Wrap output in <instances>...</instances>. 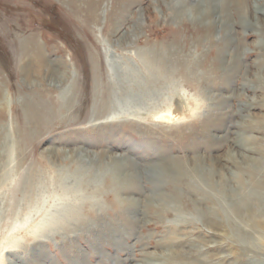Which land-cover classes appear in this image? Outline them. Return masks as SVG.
<instances>
[{
  "label": "rangeland",
  "instance_id": "obj_1",
  "mask_svg": "<svg viewBox=\"0 0 264 264\" xmlns=\"http://www.w3.org/2000/svg\"><path fill=\"white\" fill-rule=\"evenodd\" d=\"M223 2L0 0V264H264V0Z\"/></svg>",
  "mask_w": 264,
  "mask_h": 264
},
{
  "label": "bare ground",
  "instance_id": "obj_2",
  "mask_svg": "<svg viewBox=\"0 0 264 264\" xmlns=\"http://www.w3.org/2000/svg\"><path fill=\"white\" fill-rule=\"evenodd\" d=\"M223 6H226V3L228 1H233V0H223ZM245 2V1H244ZM239 5V4H238ZM240 7V6H239ZM226 8V7H225ZM24 50L23 53L24 55L29 59V61L34 64L37 63L40 65V67L46 66L48 63V58L46 57V54L44 52L43 46L41 44V42L35 37V36H30L27 37L24 40V46H23ZM28 61V60H27ZM33 66L29 63H26L24 66V72L27 76H31ZM55 73H53L54 75ZM60 74V73H59ZM47 75V72H46ZM52 75V74H51ZM50 75V76H51ZM52 75V76H53ZM49 76V75H48ZM61 76V75H60ZM56 78V77H55ZM60 78V77H59ZM63 79V78H62ZM59 81V80H58ZM56 82V81H55ZM172 111V110H171ZM175 113V112H174ZM171 114V113H168ZM165 115V113H164ZM173 115V114H171ZM163 118H166L165 116H163ZM111 120V119H110ZM237 150V149H236ZM246 199V197H245Z\"/></svg>",
  "mask_w": 264,
  "mask_h": 264
}]
</instances>
